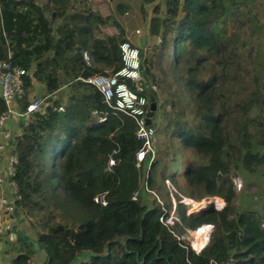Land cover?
<instances>
[{"label":"trees","instance_id":"obj_1","mask_svg":"<svg viewBox=\"0 0 264 264\" xmlns=\"http://www.w3.org/2000/svg\"><path fill=\"white\" fill-rule=\"evenodd\" d=\"M141 1L151 7L155 43L140 55V71L161 113L152 123L154 158L137 165L135 122L78 80L122 68L123 29L85 0H0V61L24 72L21 109L33 102L34 82L46 95L65 87L64 99L32 113L15 138V204L34 241L2 236L9 264L38 254L42 264L82 256L79 264H264V215L235 211L233 184L239 169L264 175V64L256 62L260 76L248 90L251 49L235 30L260 35L264 1ZM109 24L115 35L100 32ZM152 87L167 91L159 105ZM185 199L206 205L187 214ZM210 222L208 242L195 252L181 235Z\"/></svg>","mask_w":264,"mask_h":264},{"label":"built area","instance_id":"obj_2","mask_svg":"<svg viewBox=\"0 0 264 264\" xmlns=\"http://www.w3.org/2000/svg\"><path fill=\"white\" fill-rule=\"evenodd\" d=\"M91 1L96 0H85V3L91 11H95ZM119 50L123 66L116 73L79 77L78 80L95 88L101 94L105 104L135 122L136 138L143 142L142 148L135 155V161L137 165L140 164L148 154L150 163L155 153V127L152 126L153 112L150 111V103L144 92V86L147 85L143 83L140 71V52L128 40L120 44ZM23 76L24 72L19 66L8 61H0V100L5 106V109L0 112V212L1 216H5L4 219H0V238L6 236L9 241L15 239L16 230L12 214L17 209L15 203L19 200L17 187L12 179L18 162L15 138L27 126L32 113L43 111L41 99L33 101L24 111L21 109L22 101L26 96ZM126 80L131 83L134 90L125 83ZM58 109L62 110L61 107ZM103 120V118L99 119V122ZM213 203L216 210H221L224 206V203L218 205L217 201ZM166 223L171 224V219H168ZM1 245L0 240V259Z\"/></svg>","mask_w":264,"mask_h":264},{"label":"rangeland","instance_id":"obj_3","mask_svg":"<svg viewBox=\"0 0 264 264\" xmlns=\"http://www.w3.org/2000/svg\"><path fill=\"white\" fill-rule=\"evenodd\" d=\"M36 1L40 4H44L47 0H36ZM91 3L94 6L95 11L98 12L100 15L104 17L107 16L113 17L114 22L123 29L125 33V37H127V40H129L132 43V45L139 50L141 58L146 53L148 48H151L152 45L155 43V40L151 38L148 34V21L151 17V7L149 5H143L141 0H96L95 2L91 1ZM261 11L264 12V7L261 8ZM260 22L263 25L264 19L260 20ZM235 30L238 33L239 37L242 40L244 39L245 42L249 44L250 46L249 49H251L249 52L250 56L248 63H250L249 67L250 69H252L251 70L252 72H250V74L248 75V81H247L248 90L251 91V89L255 88L253 75L259 74L260 76L259 68H257V72L255 73L253 72L255 64H259V63H261L262 65L264 64V28H262V33L258 36L250 35L245 27H238L235 28ZM100 32L105 35H114L117 33V29L115 25L109 24L102 27L100 29ZM255 43L260 45L259 49L257 48ZM257 54L259 57L258 61H256ZM262 74L263 75L261 76L263 77L264 72ZM152 90L157 95V101H158L157 103L159 105L162 99L166 96L167 91L160 92L156 88ZM64 91H65V87H63L58 93L54 95H46L43 87L40 84L34 82V88L31 94L29 95V98L31 101H35L36 99H41L43 101L42 106L44 108L46 105L51 104V102L55 99H64ZM145 95L147 99L152 100L150 102L152 103L154 102L153 101L154 98L153 97L151 98L152 95L149 92H146ZM160 113L161 112L159 111V109L153 112L152 123L153 121L156 122L157 124L160 123ZM253 116H254L253 114L250 115V118L252 119ZM262 122H264V119L262 120ZM250 124L251 125L248 126L249 132L255 133L258 130V123L255 121L253 122L250 121ZM233 184L236 193V199L234 204L235 211L240 212L244 210H255L261 213L262 215H264V175L262 174V172L257 171L254 173H248L245 172L244 170L239 169L235 172L233 176ZM167 185L171 187L169 183H167ZM212 201L216 202V199H213ZM194 203L195 205L186 204L184 200V204L188 205L187 214L196 211L198 208L206 205V202L204 201H201L199 203L197 202ZM172 204H173V209L170 213L171 216L169 218L171 219V222L173 221V219H175V215L173 213L174 205H175L174 198H172ZM4 218L5 216H1V212H0V219H4ZM206 225L210 226L209 231L207 230V235H206L207 238L206 244H207L209 233L214 227V223L210 222L207 223ZM27 226H28L27 223L23 225L27 235L30 237L29 240L34 241L32 238L31 231L28 229ZM199 229H196L195 231L185 230L184 234L181 235V238L186 240L192 249H193L192 246L193 241L195 240L194 234ZM1 247L2 250H1L0 264L2 263L9 264V261L12 258V256L8 251L6 252V247L2 245ZM43 260H44L43 255L38 254L30 264H41L43 263L42 262ZM80 261L84 262L85 257L83 256L80 257L78 259V262ZM78 262L76 264H79Z\"/></svg>","mask_w":264,"mask_h":264},{"label":"bare ground","instance_id":"obj_4","mask_svg":"<svg viewBox=\"0 0 264 264\" xmlns=\"http://www.w3.org/2000/svg\"><path fill=\"white\" fill-rule=\"evenodd\" d=\"M186 204H193L195 205V203L191 200H187L185 199ZM198 205V204H197ZM195 207V206H194ZM195 209V208H194ZM208 228L206 226H203L202 228H200L195 234H194V238L195 240L193 241V249L195 251H199L198 249H201L204 245H206V234H207V229L209 231L210 226L207 225Z\"/></svg>","mask_w":264,"mask_h":264},{"label":"crops","instance_id":"obj_5","mask_svg":"<svg viewBox=\"0 0 264 264\" xmlns=\"http://www.w3.org/2000/svg\"><path fill=\"white\" fill-rule=\"evenodd\" d=\"M115 35V34H114ZM127 38V37H126ZM129 41V40H128ZM130 42V41H129ZM131 43V42H130ZM12 221L15 224V230L16 233H26V230L24 229L23 225L27 223L25 215L19 211L18 209H15V211L12 214ZM208 228V226H206ZM208 230V229H207ZM43 262V261H42ZM3 264V263H2ZM42 264V263H41Z\"/></svg>","mask_w":264,"mask_h":264},{"label":"water","instance_id":"obj_6","mask_svg":"<svg viewBox=\"0 0 264 264\" xmlns=\"http://www.w3.org/2000/svg\"><path fill=\"white\" fill-rule=\"evenodd\" d=\"M149 107H150V110H151L152 112L155 111V105H154V103H150Z\"/></svg>","mask_w":264,"mask_h":264}]
</instances>
